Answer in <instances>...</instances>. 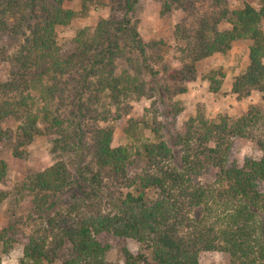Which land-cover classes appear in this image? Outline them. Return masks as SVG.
<instances>
[{
    "label": "trees",
    "instance_id": "16d2710c",
    "mask_svg": "<svg viewBox=\"0 0 264 264\" xmlns=\"http://www.w3.org/2000/svg\"><path fill=\"white\" fill-rule=\"evenodd\" d=\"M68 1L0 0V29H10L19 42L7 56L9 78L0 79V138L7 134L3 120L14 117L17 155L35 135L48 132L59 135L53 151L71 152L76 162L57 158L26 180L41 220L32 227L19 264H53L62 253L61 264H110L107 254L115 245L127 264H201L202 253L215 250L229 254L231 264H264V110L252 106L240 117L215 120L198 114L176 140L177 149L164 140L142 141L136 152L145 163L130 173L132 152L114 145L111 119L121 118L126 99L144 90L134 73H118L116 62L131 54L147 58L148 43L135 20L141 1L111 0L122 17L102 19L91 36L81 29L75 51L63 56L57 27L79 14L64 6ZM80 1L86 8L91 0ZM205 2L213 8L201 10ZM258 3L230 9L228 0L165 2L167 9L176 4L200 13L193 27L176 26L177 38L186 42L182 52L194 63L227 53L237 40L253 42L248 64L235 75L233 92L239 98L254 90L264 94V0ZM223 21L230 27L221 29ZM187 70L194 74V65ZM102 96L108 107H91ZM90 116L95 123L88 141ZM240 137L255 140L261 156L230 163ZM210 168L214 181L202 183L199 176ZM6 173L0 158V180ZM127 239L140 244L136 256L124 245Z\"/></svg>",
    "mask_w": 264,
    "mask_h": 264
},
{
    "label": "rangeland",
    "instance_id": "374dc122",
    "mask_svg": "<svg viewBox=\"0 0 264 264\" xmlns=\"http://www.w3.org/2000/svg\"><path fill=\"white\" fill-rule=\"evenodd\" d=\"M140 1V13L135 20L140 36L148 43L147 58L131 54V57H120L116 62L118 73L124 70L134 73L144 83V90L134 92L126 99V105L121 109V118L111 119L115 127L114 145L127 146L132 152L133 166L130 173L140 171L145 163L136 152L142 141L164 140L177 149L176 140L185 133L191 118L198 114L215 120L220 115L240 117L252 106L264 110L262 92L254 90L249 96L242 98L233 92L235 75L249 62L250 47L253 43L251 40H237L227 53L217 52L194 63L182 52L186 42L177 38L176 26L182 24L193 27L200 13L196 10L186 11L176 4L167 9L166 0ZM247 2L259 5L258 0H228V6L230 9H237ZM64 6L77 9L79 14L69 24L57 27L58 42L65 49L63 56L75 51L74 38L81 29H85L91 36L102 19H108L112 15L115 18L122 17L118 2L111 0H91L86 8H83L80 0H70L65 2ZM211 8L213 7L207 2L200 6L201 10ZM229 27L230 23L227 21L220 24L221 29ZM18 44V39L12 36L10 29H0L1 80L10 76L12 65L8 57L16 50ZM3 49L8 54H2ZM191 65H194V74L187 70ZM175 71H180V76L176 79L172 76ZM211 77L213 81L210 80ZM213 86H219V89L213 91ZM102 97L101 103L91 107L100 110L108 107V104H105L106 97ZM65 107L67 110L64 109L63 112L71 114L68 113L71 107ZM114 113L115 108L112 107L111 117ZM89 118L86 128L90 132L95 120H92L93 116ZM18 123L14 117L3 120V128L7 134L0 138V158L7 164L6 176L0 180V233L7 232L6 237L0 239V264H19L31 229L41 220L36 218L33 196L26 187L28 177L50 167L57 158L66 159L69 165H76L71 152L53 151L54 140L59 135L48 132L35 135L32 141L21 147L22 155H17L15 141ZM90 137L91 132L88 133V141L91 140ZM247 156H261L256 141L247 137L236 138L229 153L230 163L241 164ZM214 174L215 169L210 168L199 176V180L202 183H210L214 181ZM4 241L9 244L7 251ZM124 245L133 256L140 252V244L134 239L125 240ZM63 252L66 253V250ZM62 256L55 259L53 264H61ZM107 260L110 264H127L126 255L118 245L108 251ZM201 264H231L230 256L217 250L202 253Z\"/></svg>",
    "mask_w": 264,
    "mask_h": 264
}]
</instances>
